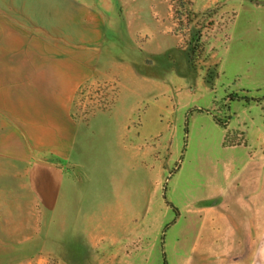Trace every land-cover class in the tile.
Returning <instances> with one entry per match:
<instances>
[{"label":"rangeland","instance_id":"1","mask_svg":"<svg viewBox=\"0 0 264 264\" xmlns=\"http://www.w3.org/2000/svg\"><path fill=\"white\" fill-rule=\"evenodd\" d=\"M104 6L99 39L69 43L95 62L72 102V159L53 163L59 208L45 207L23 165L0 159V264H163L162 253L196 264L198 210L227 187L224 165L239 153L223 135L239 147L249 128L264 144V0ZM64 184L78 192L76 215Z\"/></svg>","mask_w":264,"mask_h":264},{"label":"crops","instance_id":"2","mask_svg":"<svg viewBox=\"0 0 264 264\" xmlns=\"http://www.w3.org/2000/svg\"><path fill=\"white\" fill-rule=\"evenodd\" d=\"M104 2L0 0V159L23 165L49 210L59 208L64 177L53 163L70 161L76 146L73 98L95 62L86 52L72 54L69 43L86 31L99 39ZM223 138L222 148L239 153L224 165L227 187L215 189L208 210H198L193 255L196 264H263L264 144L249 128L245 145L226 148ZM41 153L52 160H41ZM217 176L222 181L223 172ZM77 194L64 184L63 208L75 215L81 211Z\"/></svg>","mask_w":264,"mask_h":264},{"label":"trees","instance_id":"3","mask_svg":"<svg viewBox=\"0 0 264 264\" xmlns=\"http://www.w3.org/2000/svg\"><path fill=\"white\" fill-rule=\"evenodd\" d=\"M198 35L196 36V38H195V43H197L198 42ZM232 99L231 100H235V99H233V97H231ZM236 98V97H235ZM241 100H244L245 102H248L249 100H251V99H247V98H243V99H241ZM216 123L217 124H220V122H218V121H216ZM222 125V124H221ZM162 258H163V264H167L166 263V261H165V255H164V253H162Z\"/></svg>","mask_w":264,"mask_h":264}]
</instances>
